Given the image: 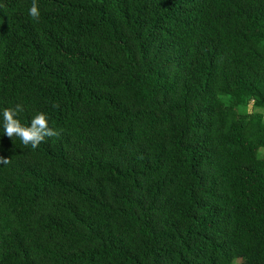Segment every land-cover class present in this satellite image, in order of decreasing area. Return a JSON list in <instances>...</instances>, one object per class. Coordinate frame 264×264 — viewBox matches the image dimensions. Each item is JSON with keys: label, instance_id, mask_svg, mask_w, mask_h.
Segmentation results:
<instances>
[{"label": "trees", "instance_id": "1", "mask_svg": "<svg viewBox=\"0 0 264 264\" xmlns=\"http://www.w3.org/2000/svg\"><path fill=\"white\" fill-rule=\"evenodd\" d=\"M0 0V264H264V0ZM2 131V129H0Z\"/></svg>", "mask_w": 264, "mask_h": 264}, {"label": "clouds", "instance_id": "2", "mask_svg": "<svg viewBox=\"0 0 264 264\" xmlns=\"http://www.w3.org/2000/svg\"><path fill=\"white\" fill-rule=\"evenodd\" d=\"M28 15L34 20L40 17V9L36 0H32L28 8ZM24 111L22 103L0 109V133H6L9 137H18L20 141L36 149L47 137L59 136V130L49 126V116L42 111H37L31 117L30 123L21 121L20 113ZM9 159L0 156V164H8Z\"/></svg>", "mask_w": 264, "mask_h": 264}, {"label": "rangeland", "instance_id": "3", "mask_svg": "<svg viewBox=\"0 0 264 264\" xmlns=\"http://www.w3.org/2000/svg\"><path fill=\"white\" fill-rule=\"evenodd\" d=\"M240 261L235 262L234 264H239Z\"/></svg>", "mask_w": 264, "mask_h": 264}]
</instances>
